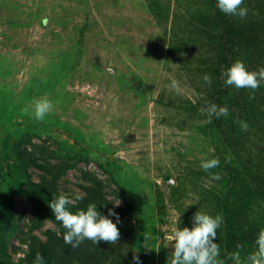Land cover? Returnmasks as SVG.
<instances>
[{
  "label": "rangeland",
  "instance_id": "374dc122",
  "mask_svg": "<svg viewBox=\"0 0 264 264\" xmlns=\"http://www.w3.org/2000/svg\"><path fill=\"white\" fill-rule=\"evenodd\" d=\"M242 7L248 10L242 20L264 30V0H243ZM208 11L209 0H0V208L14 177L5 155L13 161L17 141L35 135L33 142L46 141L59 161L88 157L78 168L108 180V194L118 190L112 182L124 190L126 208L122 199L107 198L125 211L122 225L131 233L115 244L102 241L119 263L134 264L135 254L145 264H168L175 228H191L198 210L217 214L213 196L228 188L225 159L244 166L249 153L253 163L264 158V81L254 93L216 87L210 67L219 48ZM259 34L245 38L233 62L250 71L264 67V57L255 63L257 56L246 53ZM256 45L264 47V36ZM173 80L179 92L170 87ZM221 94L229 115L218 128L201 109ZM45 97L56 105L54 113L44 121L25 113ZM255 105L259 113L251 112ZM239 121L247 122V131ZM213 157L220 168L205 172L201 162ZM64 180L68 194L83 195L78 171ZM15 208L24 235L44 241V232L54 230L44 222L29 233L36 207L15 198ZM250 208L245 228H264V201ZM221 234L220 227L217 238ZM17 236L10 244L21 251H8L14 263L26 251ZM101 264L117 262L111 257Z\"/></svg>",
  "mask_w": 264,
  "mask_h": 264
},
{
  "label": "trees",
  "instance_id": "16d2710c",
  "mask_svg": "<svg viewBox=\"0 0 264 264\" xmlns=\"http://www.w3.org/2000/svg\"><path fill=\"white\" fill-rule=\"evenodd\" d=\"M208 12L212 13L211 27L215 34L213 39L219 48L218 62L216 66L210 67L212 69L211 74L216 77L215 84L217 88H226L223 83L224 78L221 76L222 70L231 65L236 58L238 48L244 44L245 38L255 33L257 29H259L260 34L253 38L250 44H247L250 46V50L246 53L257 56L258 60L254 61L255 63H258L264 57V47L256 45L257 41L264 36V30L254 20L244 21L239 17L223 14L216 7V0H209ZM218 93L220 94L219 91ZM225 96L224 94L216 96L211 103L224 106L225 104L222 103L221 99ZM253 107L259 108V105L251 106V112L259 113L258 108ZM212 118L211 125L218 128L224 121L223 117ZM34 137L36 136L26 135L17 141L12 153L14 162L10 160V155H5L6 164L11 168L14 177L13 180L7 183L8 192L4 206L0 208V264H34L36 252L42 255L43 264H101L105 259L108 260L111 257L117 264H121L119 263L120 258L113 257L102 241L95 245L90 240H85L75 249L65 244L63 235L66 229H64L61 222L55 219L47 205L60 194H67L70 198H74L61 185L66 182L64 179L68 172L78 171L76 186L83 195L79 194L82 199L77 202L75 207H71V211L86 210L89 203H95L97 211L104 216H108V210L111 209L119 216L120 222L117 227L120 236H128L131 233L128 229V223L122 225L125 211L114 208L113 201L107 198L110 194L113 199L115 197L122 199L126 208L130 205V201L127 196L124 197V190L120 188L117 182H112L116 189L120 191V194L118 190H111L108 194L106 192V189L110 187L108 180L101 178L98 174L78 168L79 163L89 162L88 157L68 156L67 159L59 161L49 149L46 141L35 143L33 142ZM237 143L240 142L237 141ZM253 157L251 153L247 154L244 166L234 160L226 162L227 159H225L221 169L228 178V188L224 192H220L219 195L213 196L212 208L224 218V223L221 225L222 234L217 238L218 241L214 242L219 244L221 249L220 258L224 259L226 264H233L227 257L228 253L236 250L238 243L245 246V252L254 250V241L260 230L257 225L253 228H245L249 220L251 205L258 201H264V171L261 172L259 169L260 165L264 168V158L253 163ZM53 159H56V163L52 162ZM255 165L258 166L253 171ZM34 176L37 178V182L33 181ZM24 186H26V190L22 189ZM15 198H23L36 207L35 217L29 227V233L41 229L44 222L53 225L54 230L44 232V241L36 235L23 234L19 224V213L15 208ZM108 218L116 223V217L109 216ZM18 234L23 236L20 242L25 244L26 251L21 252L22 257L14 263L8 251L11 249L14 254L21 251L10 244L12 238H18ZM57 249H60L62 254H57ZM114 252H117V250L115 249ZM123 264L132 263L128 261ZM140 264H145V261L141 260Z\"/></svg>",
  "mask_w": 264,
  "mask_h": 264
},
{
  "label": "clouds",
  "instance_id": "9594fccd",
  "mask_svg": "<svg viewBox=\"0 0 264 264\" xmlns=\"http://www.w3.org/2000/svg\"><path fill=\"white\" fill-rule=\"evenodd\" d=\"M243 0H216V7L225 15L245 18L247 8L242 7ZM221 76L224 78L225 86H233L237 89L247 88L254 91L258 89L261 82L264 81V67L259 70H248L241 60H236L229 67L222 70ZM206 83H210L208 75L203 76ZM170 87L179 92V82L172 81ZM250 99H254V95H250ZM56 105L48 98L34 100L31 105V112L28 108L24 111L26 114L33 115L38 121H44L47 116L54 113ZM208 116V122H211L212 117L221 118L229 115L227 105L218 106L215 103L206 101V107L201 109ZM242 131H247L248 124L245 121H239ZM230 162V158L226 160ZM220 160L217 157L205 159L201 162L200 167L205 172L217 168ZM213 179H219V175H213ZM82 199V196L77 194L74 198H70L67 194H60L55 199L48 203L55 219L61 222L64 229L63 241L72 248H77L85 240H90L97 245L100 241L108 244H115L120 238V232L117 224L120 222L117 213L111 209L108 210V216L101 215L97 211L95 203H89L86 210L77 209L71 211V207H75L77 202ZM119 205V201L116 203ZM109 216L116 217V223H113ZM224 223V218L221 214L215 216L207 212L198 210L194 213L191 220V228L176 227L172 232L169 242L173 251L168 258V264H226L224 259H221V249L218 243L214 242L217 239V230ZM148 237L145 236V239ZM254 250L245 252V246L242 244L236 245V250L228 253V260L233 264H264V228L260 229L254 241ZM57 254H62L60 249H57ZM134 264H140L139 256L133 255ZM34 264H43V257L39 252H36Z\"/></svg>",
  "mask_w": 264,
  "mask_h": 264
}]
</instances>
